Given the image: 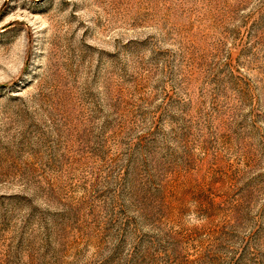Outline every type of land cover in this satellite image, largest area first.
I'll return each instance as SVG.
<instances>
[{"label":"rangeland","instance_id":"obj_1","mask_svg":"<svg viewBox=\"0 0 264 264\" xmlns=\"http://www.w3.org/2000/svg\"><path fill=\"white\" fill-rule=\"evenodd\" d=\"M0 264H264V0H0Z\"/></svg>","mask_w":264,"mask_h":264}]
</instances>
